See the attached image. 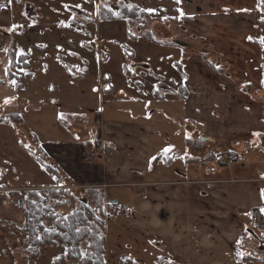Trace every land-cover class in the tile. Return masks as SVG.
Instances as JSON below:
<instances>
[{"label":"crops","instance_id":"1","mask_svg":"<svg viewBox=\"0 0 264 264\" xmlns=\"http://www.w3.org/2000/svg\"><path fill=\"white\" fill-rule=\"evenodd\" d=\"M155 7L161 26L148 36L122 19L0 26V222L21 226L23 189L99 188L134 230L166 249L170 264H264L255 244L264 232L252 229L253 210L264 208V172H223L229 165L208 174L193 154L216 150L207 142L217 137L263 148L264 0ZM169 23L177 28L169 32ZM195 40L209 48L196 49ZM11 42L29 57L21 79L9 76ZM198 138L206 142L199 149ZM100 143L107 155L93 153ZM118 188L125 195L112 193ZM8 235L0 226V264H22L6 252Z\"/></svg>","mask_w":264,"mask_h":264},{"label":"rangeland","instance_id":"2","mask_svg":"<svg viewBox=\"0 0 264 264\" xmlns=\"http://www.w3.org/2000/svg\"><path fill=\"white\" fill-rule=\"evenodd\" d=\"M157 3L158 0H0V26H2L3 23H7V25L10 26L9 24L14 23L16 19L19 20L20 18L24 20V18L30 19L32 17H39L49 21H54L57 18H69V20L74 19L79 24L83 21L87 22L86 25L90 27L91 25L89 23L94 22L96 19L103 21L100 18L99 13V6L103 5L105 10L104 12L106 14L110 13L116 16L117 18L115 20L122 19L118 16L119 12L123 7L126 8L125 11L131 13L132 15L131 17H126L128 27H132L134 24H136L135 28L137 30L143 29V32H137H146L148 36V30H156L161 26L159 25V23L156 24L157 21H155L156 18L162 16L161 11L156 9L155 7ZM77 4H80L81 6L76 7ZM4 6L7 7L3 9ZM149 9H154V11L150 12L148 11ZM167 15L169 14H163V16L165 17ZM128 20H130V23ZM169 24L167 26H164V28L166 27V29L169 28V32L171 31V29L177 28L176 25ZM164 32H161V34H166L167 30H164ZM194 42L196 49H202L204 47L205 49L209 48L208 43H202V41L200 40H195ZM261 101L264 102V94L261 97ZM226 139V137H217L215 138V142H207V145L214 144V146L217 148L218 146L220 147L221 143L222 149L230 150L234 148V150L238 152L239 157L233 160L230 166L228 165L229 167L221 166L222 171L228 173V170H230L231 168H235L239 174H245L246 169H249V173L247 175H250V173H252L251 175H256V177H259L262 172H264V148H262V150L255 151V149L247 145V143L244 146H228L227 144H225L227 143ZM233 139L235 141L231 140L230 144L237 143L240 138ZM205 143L206 142H202L198 138L194 142V146L195 148H201V146ZM100 146L101 150L97 148V150L93 151V153L99 151L104 155H107V146L105 144H101ZM246 147L249 148V150ZM197 151H194L193 154H200L201 151ZM242 163H244L246 166H242ZM196 168L198 170V173H195V175L201 176V168ZM218 170L219 169L217 168L215 173ZM25 171L26 176H28V179L31 180L32 178L30 177H32V175L29 174L30 169H27ZM50 188L56 187H43L34 189L28 188L21 190L22 194L20 195V197L23 199L21 202L22 213L24 215L22 218L21 226L16 227L14 225L0 222L1 228L5 230L7 235L9 233L6 238V252L13 261H21L22 264L75 263L68 258L66 259V247L60 244H50L43 246L40 249L39 255L34 260H32V262L28 261L25 256L26 246H28L27 244L29 241L26 233L23 232V228L26 223V204L31 198L30 192ZM90 188H87V190ZM61 189L67 191L64 192V196H62V198L68 201V205L66 207L56 208L59 216L69 214L72 209H74L79 200H83L88 204L90 210V213L88 214L89 223L91 226L94 224V229L100 232L101 236L104 239L105 264H170V257L166 249L160 251V246L156 245L158 241H155L152 235L143 236V234L137 232L130 226L129 219L128 217H126V212L124 211L125 208L123 206H118V204L116 203L111 204L110 201L102 197V203L97 204L94 202V200H92L90 195H88L90 193H88L87 195H81L80 193L72 194L70 193L69 189ZM12 192H15L14 194L19 196L17 190H13ZM112 193H115L118 196H123L126 193V188H118ZM44 224L46 225L47 229H52L53 227V223L48 220H44ZM149 237L151 238L149 239ZM88 241L89 240L87 239L82 244V250L84 252L87 250ZM261 243V240H256L255 244L259 247L258 249H262Z\"/></svg>","mask_w":264,"mask_h":264},{"label":"trees","instance_id":"3","mask_svg":"<svg viewBox=\"0 0 264 264\" xmlns=\"http://www.w3.org/2000/svg\"><path fill=\"white\" fill-rule=\"evenodd\" d=\"M125 9L123 7L118 16L126 20V17H131L132 15L126 12ZM104 11V6L100 5L99 13L102 20L117 18L110 13L106 14ZM128 21L130 23V20ZM8 54L11 59L9 76L13 79L26 77L23 70L29 68V57L17 53L15 42L10 43ZM203 146L204 144L201 148ZM65 191L61 188H50L30 192L31 198L26 204V223L23 228V232L26 233L29 241L25 252L27 260L32 262L39 255L40 249L43 246L60 244L66 247V259L74 261V264H105L104 239L100 232L94 229V224L91 226L89 223L88 214L90 210L88 204L83 200H79L74 209L69 214L63 216H59L56 211V208L68 205V201L62 198ZM87 194L90 195L95 203H102L101 197H104L101 189L90 188L86 190ZM110 203L112 204L111 201ZM44 220L53 223L52 229H47ZM249 236H251L250 233L246 232L242 238V242L245 243ZM37 237L40 238L37 239ZM258 237L260 236L256 234L255 239ZM87 239L89 240L88 247L84 252L82 244ZM238 257L241 260L247 259L241 255H238Z\"/></svg>","mask_w":264,"mask_h":264},{"label":"built area","instance_id":"4","mask_svg":"<svg viewBox=\"0 0 264 264\" xmlns=\"http://www.w3.org/2000/svg\"><path fill=\"white\" fill-rule=\"evenodd\" d=\"M232 150H225L222 149V147L218 146L216 150L213 149V147H204L201 149V152L199 154V160L202 164H205L207 166L208 174H215V171L217 168L221 166H228L231 164L233 160L236 159V156L233 155ZM196 157V155H195ZM252 222H253V230L255 232L262 231L264 232V214L260 212V209H255L252 212ZM263 239V238H262ZM258 239L261 240V246H263L264 239Z\"/></svg>","mask_w":264,"mask_h":264},{"label":"snow or ice","instance_id":"5","mask_svg":"<svg viewBox=\"0 0 264 264\" xmlns=\"http://www.w3.org/2000/svg\"><path fill=\"white\" fill-rule=\"evenodd\" d=\"M178 2H179V0H178ZM80 6H81L80 4H77V5H76V7H80ZM148 11L151 12V11H154V9H149ZM180 11H181V17H182V16H183V11H182V10H180ZM248 39H252V37H248ZM260 42H261L262 44H264V38H261ZM12 83H15V81H12ZM4 103H5V104L10 103V99H5ZM255 135L259 136L260 134H259V133H256ZM164 151H165V152H168V151H170V149L166 148V149H164ZM260 212H261L262 214H264V208H261V209H260ZM248 215H251V213H248ZM77 231H79V229H77ZM39 238H40V237H37V239H39ZM238 255L243 256V253H238Z\"/></svg>","mask_w":264,"mask_h":264},{"label":"water","instance_id":"6","mask_svg":"<svg viewBox=\"0 0 264 264\" xmlns=\"http://www.w3.org/2000/svg\"><path fill=\"white\" fill-rule=\"evenodd\" d=\"M262 147L264 148V140H263V142H262ZM111 202H112V203H117L116 200H112ZM21 204H22V202H21ZM262 250H264V247H263V246H262Z\"/></svg>","mask_w":264,"mask_h":264}]
</instances>
